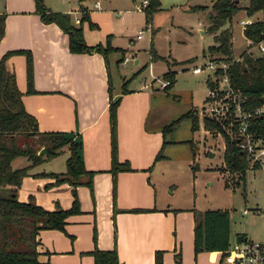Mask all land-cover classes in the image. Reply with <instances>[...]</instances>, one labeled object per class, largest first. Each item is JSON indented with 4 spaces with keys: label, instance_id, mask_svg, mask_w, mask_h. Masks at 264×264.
<instances>
[{
    "label": "crops",
    "instance_id": "crops-1",
    "mask_svg": "<svg viewBox=\"0 0 264 264\" xmlns=\"http://www.w3.org/2000/svg\"><path fill=\"white\" fill-rule=\"evenodd\" d=\"M42 2L51 11L65 10L54 7L53 0ZM96 2L99 4L95 1L93 6L98 8ZM59 3L63 4L62 1ZM80 5L87 11L86 6ZM93 12L87 11L89 20ZM0 13L5 16L0 55L12 49H25L31 53L34 91L29 93L25 92L24 56L12 54L5 61L21 91L24 109L35 117L39 131H69L79 138L84 167L93 171L91 191L84 183L74 187L80 213L67 217L63 231L56 228L38 231L36 256L41 264H95L89 253L93 247L114 248L120 264H153L156 250L161 253V264H223L219 250L193 252V213L205 208L200 210L170 196H160L151 181V171L161 160L168 158L161 151L168 141L165 134L175 128L162 134L163 123L190 108L176 116V113L170 114L168 107L177 106V94L170 89L168 93L162 90V94L151 74V81L141 80L135 85L126 83L124 74L119 75L120 79L113 87L107 56L104 60L96 52L70 53L66 34L54 23L40 21L34 12V0H0ZM76 13L77 10L70 17L75 18ZM253 16L245 19L253 21L256 19L252 20ZM81 30L83 40L89 46L103 44L106 40L94 29L81 27ZM108 44L117 47L110 41ZM251 47L248 42L243 50L250 53ZM120 49L123 57L115 61L116 68L119 63L125 66L128 60L133 65L139 63L134 52L129 54L133 51L132 39L128 40V46ZM211 77L207 71L206 86ZM109 97H119L115 106V157L130 166L128 170L114 171L113 203V175L109 171ZM163 101L167 105L165 110ZM67 151V145H63L47 161L32 164L16 186L17 199L26 200L31 195L43 208L67 207L72 197L70 185L66 181L55 183L54 177L48 174L49 171L63 172ZM158 151L160 155L156 157ZM16 157H22L24 162L14 166ZM28 164L30 161L23 156H15L10 162L13 169Z\"/></svg>",
    "mask_w": 264,
    "mask_h": 264
},
{
    "label": "trees",
    "instance_id": "trees-1",
    "mask_svg": "<svg viewBox=\"0 0 264 264\" xmlns=\"http://www.w3.org/2000/svg\"><path fill=\"white\" fill-rule=\"evenodd\" d=\"M239 0H211V11L207 30L212 34V43L207 46L206 57L224 62V70L228 83L232 90L240 93L242 100L240 105L248 113L247 131L252 137L264 140V109L255 112L256 107L261 106L259 95L264 94V57L254 56L246 50L239 52L235 59L231 50V31L228 23L238 11ZM160 8L159 0H147L141 8L145 19H150L152 13ZM203 9V6H197ZM247 17L260 12L261 19H254L242 29L243 37L255 45L264 39V0H247L242 7ZM81 15L77 24H73L70 14L51 11L42 0H34V12L43 23H54L67 36L68 51L70 53H99L105 60L107 53L114 48L109 46L108 40L101 43L87 45L83 40L81 22L87 21L89 28H95L96 24L89 20V14L85 7L78 5ZM4 14L0 13V38L3 36ZM119 50V49H114ZM121 51V50H120ZM12 54L24 56L25 64V92L34 91L32 87V64L31 53L25 49H12L0 55V264H41L36 254L37 233L40 229L56 228L63 231L67 217L71 214L80 213L79 201L74 187L84 183L91 187L92 170L86 169L80 157V142L72 132L59 130L39 131L36 127V119L26 112L21 99V91L14 80L13 71L5 65L6 58ZM203 54V53H202ZM174 74L166 71L161 76L168 77L169 83L161 90L168 93L174 82ZM124 82L121 84L123 85ZM124 87H122V91ZM119 97H109L108 102V125L110 129V167L112 176V203L114 199V171L128 170L130 166L126 161L119 162L115 157V106ZM205 101V98H204ZM182 118H188L190 129L198 127L197 112L191 107L182 112L174 119L163 123L162 134L171 130ZM215 116H202L201 123L204 130H215L223 138L222 166L218 169L236 175L234 187L244 180L247 169V156L242 149L238 148L237 138L234 131L237 122L233 117L229 118L228 130L224 128L222 121ZM165 141V140H163ZM63 145H67L68 151L64 157L63 172L49 171L54 177V182L66 181L70 185L71 201L67 207L55 205L53 209L43 208L37 204L33 196L29 195L26 200H19L16 196V186L20 183L23 175L27 174L32 164H37L53 157ZM43 147V152L36 151ZM159 151L156 157H159ZM15 156H23L30 164L11 168L10 162ZM223 185H227V179H223ZM232 185V184H231ZM91 191V190H90ZM132 210H136L133 208ZM194 225L192 229L193 252L197 250L209 251L216 249L221 252L229 245V219L228 209L209 208L202 211H194ZM94 231L92 232V239ZM95 264H120L114 248L100 249L93 247L89 250ZM153 264H161L160 251H154Z\"/></svg>",
    "mask_w": 264,
    "mask_h": 264
},
{
    "label": "rangeland",
    "instance_id": "rangeland-1",
    "mask_svg": "<svg viewBox=\"0 0 264 264\" xmlns=\"http://www.w3.org/2000/svg\"><path fill=\"white\" fill-rule=\"evenodd\" d=\"M95 1L99 3L95 5L98 8L93 6ZM140 1L53 0V6L65 9L61 12L74 15L78 5L83 4L87 11L94 10L91 19L95 21L96 27L92 29L96 30L98 35L107 37L108 42L120 48L128 46L129 39L133 40V51L129 54H136L139 61L137 65L128 60L125 66H120L119 63L116 68L115 61H120L123 57V50L117 47L111 46L119 50H110L106 55L113 87L122 74L127 77L126 83L134 85L139 84L141 80L151 81L152 75L154 84L161 89L168 85L169 78L160 75L168 71L174 74L170 91L175 92L178 99L177 106L168 107L170 114L176 113V116L180 111L191 108V105L195 113L197 112V128L190 129L189 119L182 118L171 132L165 134L168 141L161 151L168 158L161 160L151 171V181L158 194L194 205L200 210L228 209L230 241L235 238V234H244L251 239L264 238V164L246 169L242 183L238 182L236 186L231 187L234 184L231 181L235 182L237 179L236 175L227 171L221 173L218 169L222 166L223 138L215 130H204L201 123L199 108L207 91V71L201 69L199 73L193 74L191 68L204 64L206 59L211 60L205 53L207 46L213 44L212 34L207 30L212 13L211 0H159L160 8L147 20L144 12L135 7ZM246 3L247 0H239L241 8L224 25L231 31L233 57L248 45L241 33V28L244 27L238 22L240 18H247L242 9ZM197 6L204 8L199 9ZM80 15L81 12L77 10L75 18L71 16L72 20L75 19L71 20L73 24H77ZM253 18L261 19V15H254L252 20ZM81 27H88L87 21H82ZM138 31L140 34L136 39ZM260 45L264 48V42ZM251 46L252 57H264V49L259 50L257 44ZM214 63L218 64L216 61ZM161 92L164 94L162 90ZM162 108L167 109L164 101ZM216 118L226 119L222 124L224 123V128L229 131V113L225 112ZM168 120L169 118L165 122ZM262 142L264 145V140ZM14 160V166L24 162L22 157H16ZM225 177L227 185H223Z\"/></svg>",
    "mask_w": 264,
    "mask_h": 264
},
{
    "label": "built area",
    "instance_id": "built-area-1",
    "mask_svg": "<svg viewBox=\"0 0 264 264\" xmlns=\"http://www.w3.org/2000/svg\"><path fill=\"white\" fill-rule=\"evenodd\" d=\"M147 0H141L139 5L136 4V9L140 10L145 6ZM97 5V2L96 4ZM77 20V19H76ZM242 27L249 23V20H239ZM140 31L136 35L139 38ZM264 42L262 39L257 43V48L263 50L260 45ZM126 57L124 58L125 61ZM226 64L206 59L204 64L196 65L191 68L192 73H199L201 69L207 70L211 73L210 85L206 88L205 101L199 109L200 116H219L228 112L230 117L237 122L234 135L237 138V145L242 149L247 156V169L261 166L264 164V145L263 140L254 138L247 131L248 113L243 109L240 102L242 96L240 93L232 90L228 83L227 75L224 70ZM162 87V85H159ZM256 107L253 113L260 112L264 106ZM245 208L242 209V212ZM241 235V234H240ZM221 262L223 264H264V238L251 239L242 234L241 238L237 241L235 238L229 243L224 252H221Z\"/></svg>",
    "mask_w": 264,
    "mask_h": 264
},
{
    "label": "water",
    "instance_id": "water-1",
    "mask_svg": "<svg viewBox=\"0 0 264 264\" xmlns=\"http://www.w3.org/2000/svg\"><path fill=\"white\" fill-rule=\"evenodd\" d=\"M208 85H210V82H208ZM259 101L261 102V104L264 106V94L259 95ZM43 152V147L41 146L36 153H42ZM235 239L238 241L241 238L240 234H235Z\"/></svg>",
    "mask_w": 264,
    "mask_h": 264
}]
</instances>
